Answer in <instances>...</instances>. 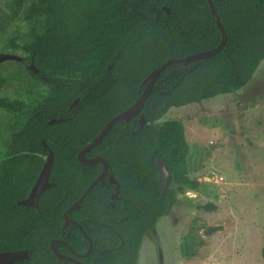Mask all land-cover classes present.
<instances>
[{
	"label": "trees",
	"instance_id": "16d2710c",
	"mask_svg": "<svg viewBox=\"0 0 264 264\" xmlns=\"http://www.w3.org/2000/svg\"><path fill=\"white\" fill-rule=\"evenodd\" d=\"M25 1L15 0L13 13L29 29L6 43L52 84L33 103L0 98L21 121L0 159V250L27 249L28 256L15 264H78L59 259L50 246L52 239H63L55 242L59 251L75 256L68 243L85 253L89 241L78 222L93 242L78 257L85 264H137L144 235L177 200L173 184L191 189L200 184L188 174L183 123L158 120L173 107L234 92L253 77L264 59V0H213L227 34L224 47L210 57L165 67L141 109L146 123L141 126L140 114L120 119L86 152L108 160L120 187L112 197L109 176L99 180L69 212L75 222L67 226L64 210L102 168L101 162L78 160L79 150L140 96L154 67L216 46L222 32L208 0ZM58 117L63 119L49 123ZM42 140L54 153L49 175L54 184L41 193L37 210L18 200L29 194L48 155ZM158 157L170 171L164 192Z\"/></svg>",
	"mask_w": 264,
	"mask_h": 264
},
{
	"label": "rangeland",
	"instance_id": "374dc122",
	"mask_svg": "<svg viewBox=\"0 0 264 264\" xmlns=\"http://www.w3.org/2000/svg\"><path fill=\"white\" fill-rule=\"evenodd\" d=\"M15 8L0 0V98L33 103L52 81L6 43L29 29ZM19 117L0 105V159ZM171 119L184 125L188 174L200 184H173L177 200L144 235L137 264H264V59L238 90L173 107L158 122Z\"/></svg>",
	"mask_w": 264,
	"mask_h": 264
},
{
	"label": "water",
	"instance_id": "95a60500",
	"mask_svg": "<svg viewBox=\"0 0 264 264\" xmlns=\"http://www.w3.org/2000/svg\"><path fill=\"white\" fill-rule=\"evenodd\" d=\"M208 2H209V6L211 9L213 18L222 32V38L220 42L216 46L206 49V50L197 51V52L190 53L184 56L170 57L166 59L165 61L161 62L160 64H158L156 67H154L145 76L143 80V82H146V85L142 93L140 94V96L127 108H125L124 110L118 112L113 117H111L106 122L104 127L100 130V132L96 136H94L93 139L89 143H87L85 146H83L79 150L78 155H77L78 160H80L81 162H85L87 164H94L96 162H101L102 168L99 174L86 186L85 190L79 196V198L75 202H73L68 208L64 210V218H65L64 226H67L70 222H75L73 218L69 216V212L73 210L74 208H77L80 206L84 197L88 194L91 188L99 180H102L104 179V177L109 176L110 182L115 184V192L112 193V197L116 196L117 191L119 190V187H120V182L109 170L108 160L105 157H103L101 154H97L95 156H87L86 152L90 150L91 148H93L94 146L101 143L105 135L110 131V129L113 127L116 121L120 119H130L136 116L137 114H140L139 120H140L141 126H143V124L146 123V118L143 112H141V109L143 107V104L146 98L149 96V94L153 90V87L157 80L158 75L161 73V71L165 67L175 62H190V61L198 60L201 58L210 57L211 55L215 54L216 52H218L224 47L226 40H227V34H226L225 27L222 24L220 17L216 11L213 0H208ZM165 8L167 9L168 12L170 11L167 6H165ZM78 101H79V97L73 100V102L70 104V108L73 107ZM62 119L63 118L61 117L51 118L49 120V123L61 121ZM42 143L44 144L45 148H48V155L46 156L45 162L36 178V181L34 182L32 188L30 189L29 194L25 198L18 200L19 203H22L27 206H33L37 210L39 209L38 199L41 193L43 192V190H45L46 188L54 184V182L49 180V175H50V171H51V167L53 163L54 153H53V150L49 148V145L46 143L45 140H42ZM157 165H158L160 175H161V182H160L161 191L164 192L168 186V179H169L170 171L167 167L166 162L161 157L157 158ZM76 224L79 226V228L82 230L83 234L87 237L89 241V247L85 251V253H83V254H88L90 250L92 249V245H93L92 239L78 222H76ZM57 240H61L64 242L65 240L54 238L50 242V246L52 250L54 251V253L57 255L59 259H67V260L76 262L78 264H85L81 259L78 258L82 256L83 254L74 251L68 243L66 244L69 246V248L71 249V252L75 256L59 251L55 246V242ZM27 256H28L27 249L0 250V264H15L17 260L24 259Z\"/></svg>",
	"mask_w": 264,
	"mask_h": 264
},
{
	"label": "built area",
	"instance_id": "2783aa9c",
	"mask_svg": "<svg viewBox=\"0 0 264 264\" xmlns=\"http://www.w3.org/2000/svg\"><path fill=\"white\" fill-rule=\"evenodd\" d=\"M223 176H214L213 178L215 179V180H219L220 178H222ZM213 178H211V179H213Z\"/></svg>",
	"mask_w": 264,
	"mask_h": 264
}]
</instances>
